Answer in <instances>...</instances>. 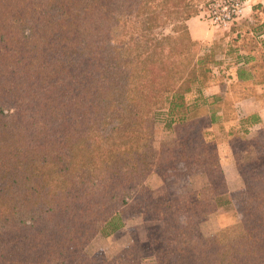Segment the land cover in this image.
Wrapping results in <instances>:
<instances>
[{
    "label": "trees",
    "instance_id": "trees-1",
    "mask_svg": "<svg viewBox=\"0 0 264 264\" xmlns=\"http://www.w3.org/2000/svg\"><path fill=\"white\" fill-rule=\"evenodd\" d=\"M196 1L207 0H0V264H92L86 242L151 171L153 114L168 104L170 122H185L186 96L217 64L195 59ZM238 123L248 135L262 120ZM195 132L179 143L185 159L209 147ZM246 192L241 225L206 239L190 226L198 214L166 211L172 264H264V187L246 178ZM226 193L211 197L217 207Z\"/></svg>",
    "mask_w": 264,
    "mask_h": 264
},
{
    "label": "rangeland",
    "instance_id": "rangeland-1",
    "mask_svg": "<svg viewBox=\"0 0 264 264\" xmlns=\"http://www.w3.org/2000/svg\"><path fill=\"white\" fill-rule=\"evenodd\" d=\"M209 1H196L197 11L189 20L205 23L214 33L212 38H190L196 44L195 59L213 55L217 64H207L212 70L203 80L202 92L186 96L194 111L185 122H170L168 104L153 114L154 135L147 152L154 159L151 171L123 214L101 223L99 232L86 242L83 251L92 264H110L116 259L133 264L135 255L128 249L139 250L140 254L135 253L140 264H172L169 248L175 226L167 225L166 211L178 213L181 220L198 214L190 226L206 239L241 225L238 209L243 211L249 198L246 178L264 187V139L262 145L252 141L264 129V119L248 135L238 123L239 117L252 113L264 117V0H243L241 16L228 26L212 25ZM239 69L243 70L241 80ZM216 94L223 95L221 104L215 105ZM209 109L219 116L213 124ZM198 129L210 141L207 152L185 159L179 143L193 138ZM216 160L221 171L215 169ZM211 187L213 193L206 190ZM220 191L227 193L217 207L211 197ZM169 199H177L171 207L165 204Z\"/></svg>",
    "mask_w": 264,
    "mask_h": 264
},
{
    "label": "built area",
    "instance_id": "built-area-1",
    "mask_svg": "<svg viewBox=\"0 0 264 264\" xmlns=\"http://www.w3.org/2000/svg\"><path fill=\"white\" fill-rule=\"evenodd\" d=\"M243 0H210L208 14L212 25L228 26L243 12Z\"/></svg>",
    "mask_w": 264,
    "mask_h": 264
},
{
    "label": "crops",
    "instance_id": "crops-1",
    "mask_svg": "<svg viewBox=\"0 0 264 264\" xmlns=\"http://www.w3.org/2000/svg\"><path fill=\"white\" fill-rule=\"evenodd\" d=\"M188 28L190 31V34L192 36V38L194 40H210L213 36V31L209 30V28L207 27V25L205 23H198L197 20H189L188 21ZM260 118L262 120L263 114H260ZM260 124L256 125V126H260ZM255 126V127H256Z\"/></svg>",
    "mask_w": 264,
    "mask_h": 264
}]
</instances>
